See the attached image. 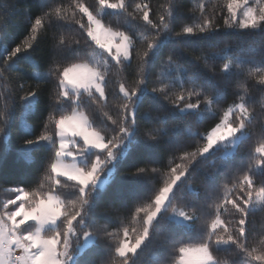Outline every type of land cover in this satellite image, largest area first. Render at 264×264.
Here are the masks:
<instances>
[{"label": "snow or ice", "instance_id": "obj_1", "mask_svg": "<svg viewBox=\"0 0 264 264\" xmlns=\"http://www.w3.org/2000/svg\"><path fill=\"white\" fill-rule=\"evenodd\" d=\"M96 3L99 11L95 13L82 0H74L72 5L71 22L78 25L83 46L81 39L64 33L69 18L61 6L43 5L48 10L30 21L27 35L11 50L3 46L7 20L0 18V101H3L0 125L4 126L0 127V133L7 139L17 103L29 112L35 109L38 114L51 109L43 131L35 135V129L29 128L26 134L33 138L23 141V148L29 152L44 151L48 161L44 175L32 191L23 185L9 189L14 198L0 206V264H95L85 258L95 249H101L108 257L100 264H136L139 252L154 239L166 254L165 260H158L157 264H227L214 252L233 249L237 256L246 258L240 264H264V237L259 248L249 246L250 236L255 232L254 218L257 214L264 215V132L248 153L254 163L233 169L230 186L211 193L206 191L202 200L190 182L201 161L216 153L221 154L222 160L235 155L244 141L252 139L249 125L256 120L257 110L249 106L251 96L237 94L218 123L206 133H191L202 143L171 158L162 185L151 187L147 203L135 207L134 226L124 224L110 232L107 224L98 223L108 216L102 206L106 199L124 200V189L119 185L102 190L101 174L107 170L110 175L121 158L140 143L137 115L143 103L150 101L159 107L155 117L151 111L140 114L142 120L166 122L172 110L195 114L202 120L204 113L216 116L213 105L225 97L219 89L206 94L196 76L185 78L187 69L173 60L171 54L166 61H160L156 77L160 87L148 86L156 61L169 40L219 31L204 3L197 5L199 22L182 24L179 31H175L179 0H167L156 10L154 19L150 18L153 9L148 0L136 3L132 12H128L125 0H96ZM105 9L116 15L125 14L131 21H142L143 31L132 27L125 31L105 24ZM225 10L226 28L264 32V0H227L222 12ZM77 13L80 19L76 18ZM42 42L45 48H41ZM138 42L143 45L140 51L136 50ZM38 50L43 54L34 58L33 53ZM21 59L30 63L36 85L26 88L23 82L13 84L14 79L23 80V76L11 77L13 70L25 73L19 63ZM37 61L50 63L51 67L44 73L36 71L41 67ZM258 63L264 66V53ZM243 64L238 58L235 64L225 63L221 71L230 73L234 68L242 69ZM113 66L119 77L116 81L109 79ZM125 71L136 77L134 87L124 82ZM262 72L264 67L249 70L247 75L264 90ZM53 81L56 91L51 94L54 102L49 103L45 99L47 89L40 85ZM113 82L118 83V89L110 93L108 85ZM185 83L190 87L186 89ZM176 88L179 92L171 91ZM20 92L24 95H19ZM110 94L120 98L114 105L115 118L102 111L108 106ZM161 100L165 103L161 104ZM88 105L94 106L91 114L85 111ZM65 106H71L70 113L65 112ZM259 109L264 113V97ZM261 124L264 125V120ZM144 136L146 143L155 145L161 142V137H168L169 145L177 143L163 127L149 128ZM123 175L142 185L159 176L160 170L141 167ZM69 188L71 192H66ZM198 220L202 221L199 227ZM181 229L184 230L181 235L190 237L187 241L178 238ZM113 238H116L114 245L106 242ZM167 257H172L170 262Z\"/></svg>", "mask_w": 264, "mask_h": 264}, {"label": "trees", "instance_id": "obj_2", "mask_svg": "<svg viewBox=\"0 0 264 264\" xmlns=\"http://www.w3.org/2000/svg\"><path fill=\"white\" fill-rule=\"evenodd\" d=\"M85 6L89 7L94 13L99 11V5L96 0H82ZM115 2V0H112ZM129 5L128 12H132L136 3H142L143 0H125ZM227 0H179V7L176 11V27L175 31H179L181 25H187L191 23H198L199 10L197 5L204 3L207 6V12L212 15L213 25L219 26V31L215 34H197L195 36H186L180 39L169 40L163 48L162 55L159 60L156 61V67L153 69V74L149 78V88L160 87L156 77L160 72V61H166L171 54L173 60H175L184 69H187L185 78L188 75L198 77V85L205 91L206 94L211 95L215 89H219L224 93V100L214 104L213 108L216 110L217 115L211 116L208 113H204L203 119H198L195 114H181L172 110V114L168 116L166 122H155L142 120L140 114L151 111L152 116L157 115L158 104L146 101L140 106L139 113L137 115V121L139 124L138 137L140 143L134 146L127 157H122L120 162L115 166V170L108 181V183L101 187L102 190L108 191L117 185L124 189V200H109L106 199L103 202L104 209L108 212V216L105 219L98 221L99 224H107L108 231L114 232L124 224H128L130 227L134 226L132 220V214L135 207L140 203H147L146 197L151 194V187H159L162 185L163 174L167 172L168 166L171 163L173 156H179L184 151H192L200 141L199 137L191 135V133L199 132L206 133L212 126L219 122V118L222 115L224 109L232 104L237 99V94L251 96L253 99L250 103V107L255 108L256 120L253 125H249V128L253 132L251 140L244 141L239 148V151L235 155L220 159L221 154L216 153L214 157H209L208 160L201 161L198 165V171L194 174V178L190 182L198 189L201 199L203 200L206 191L211 193L221 190L225 185L230 186L229 180L233 176V169L247 163H254L250 160L248 153L252 151L261 140V133L264 132V125L261 121L264 120V113L260 112L259 104L261 98L264 97V90H262L252 77L247 75L249 70L255 71L257 68L264 67L259 64L261 54L264 53V32L249 33L247 31H238L235 29L226 28L224 25L223 15H226L225 9ZM74 0H0V18L7 20V34L3 38V46L14 47L15 44L20 43L27 35V29L30 26V21L34 20L37 16H40L43 11L48 9L43 7L45 4L52 6H61L67 16L68 22L65 23L63 29L64 33L69 36H75L81 39L83 46V37L77 30L78 25L71 22L72 5ZM150 7L153 9V13H150V18H155L154 13L160 8L161 5L167 3V0H148ZM80 19L79 13L76 16ZM86 20V17H84ZM104 23L111 25L114 28L119 27L121 30H128L129 27L134 28L136 31H143L141 27L142 21H131L125 14L116 15L111 9H107L103 13ZM46 45L42 42L41 48H45ZM143 49V45L139 42L136 45V50ZM88 54H91V50H87ZM43 53L37 51L33 53V57H39ZM240 61H244L242 69H233L230 73L221 71L223 65L228 62L233 64ZM41 63V67L36 69L41 73L47 72L51 67L50 63ZM25 69V73H21L13 70L11 77L17 78L23 76V80H13V84L23 82L25 87L28 85H36L37 81L34 79L33 69L30 67V63H26L23 59L19 62ZM137 61L133 60V65ZM116 69L113 66V74L109 76L110 81H116L119 79L115 75ZM261 74H264L262 72ZM9 75V73H5ZM122 77L126 78L124 82L128 87L135 86L134 75H129L128 71L122 74ZM13 85H10L12 87ZM46 87L45 99L49 103L54 102V98L51 96L56 91L55 83L49 82L47 85H40ZM190 87L185 83V88ZM108 89H118V83H109ZM172 92H179V89H172ZM19 95H24V92H20ZM120 102L119 96H112L110 94L108 106L103 108V112H108L115 118L114 105ZM194 102V100H193ZM3 103V101H0ZM161 104H164L162 100ZM171 108L170 105H167ZM65 112H71V106H65ZM48 111H51L49 109ZM48 111H44L42 114H38L35 109L29 112L23 109L19 103L16 104L12 118L9 124V131L7 133V139L5 134L0 133V206L3 202L14 198V194L8 191L11 188L23 185L27 191H32L37 188L40 178L44 175V167L48 161L45 159V153L43 150L29 152L23 148V141L25 139H32L33 136L27 135L26 132L29 128L35 129V135H39L43 131L44 123L48 118ZM85 111L90 114L94 111L93 105H88ZM59 113H57L58 115ZM100 120L97 121L99 125ZM110 123V122H109ZM0 127H4L0 125ZM167 128L168 136L173 137L177 142L174 145L167 143L168 137H161L158 145L150 142H145L144 133L149 128ZM110 131L109 129H105ZM177 163L180 161L177 160ZM148 167L157 168L160 170V175L152 177L150 181H144L143 184L133 183L130 177L124 176L125 172L135 171L136 168ZM106 173V172H105ZM47 187V185H45ZM66 192H71V189H65ZM69 199L72 197L69 196ZM177 201H174L176 203ZM210 203V201H209ZM11 208V206H10ZM202 221H196L197 227ZM255 232L250 236V248L260 247V239L264 237V215L257 214L254 218ZM183 229L177 233L178 238L187 241L190 237L181 235ZM194 240V234H193ZM108 244L114 245L116 238L106 241ZM178 246V245H177ZM171 247V246H167ZM219 258H222L227 264H240L242 260L246 258L237 256L236 250H229L225 252H214ZM166 254L162 252L161 246H159L155 239L147 247L143 248L139 252L136 258V264H157V261H164ZM85 258L92 260L95 264H100L102 260L108 259L104 255L101 249H95ZM172 257H167V262H170Z\"/></svg>", "mask_w": 264, "mask_h": 264}, {"label": "rangeland", "instance_id": "obj_3", "mask_svg": "<svg viewBox=\"0 0 264 264\" xmlns=\"http://www.w3.org/2000/svg\"><path fill=\"white\" fill-rule=\"evenodd\" d=\"M107 9L104 10V12L106 11ZM114 172V171H113ZM113 172L109 175L107 174V170H106V173H102L101 176H102V182H101V187H104L108 181L110 180Z\"/></svg>", "mask_w": 264, "mask_h": 264}]
</instances>
